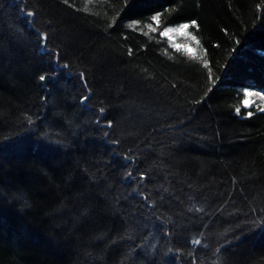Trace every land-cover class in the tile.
I'll return each mask as SVG.
<instances>
[{"label":"trees","instance_id":"obj_1","mask_svg":"<svg viewBox=\"0 0 264 264\" xmlns=\"http://www.w3.org/2000/svg\"><path fill=\"white\" fill-rule=\"evenodd\" d=\"M246 88L264 0H0V264H264Z\"/></svg>","mask_w":264,"mask_h":264},{"label":"rangeland","instance_id":"obj_2","mask_svg":"<svg viewBox=\"0 0 264 264\" xmlns=\"http://www.w3.org/2000/svg\"><path fill=\"white\" fill-rule=\"evenodd\" d=\"M181 24H185V22L177 23L176 25H165V27L162 28L161 33H163L168 28L178 29ZM162 36H164L165 38H168L172 46L173 45H177V46L188 45L189 51H186L182 47L180 49L187 52L188 54L191 53L192 55H195V56H201V49H199V43L196 42L198 41V38L195 36L193 31L190 29V27L187 29L186 33L180 32V31H173L167 36L165 35H162ZM191 37H195V40L191 39ZM246 93H252L253 95L247 96ZM257 93L259 95H256ZM244 94H245V98L243 99V105H245L247 108L251 107V105L264 108V98H262L264 97L263 92L261 93L254 88H246L244 89Z\"/></svg>","mask_w":264,"mask_h":264},{"label":"snow or ice","instance_id":"obj_3","mask_svg":"<svg viewBox=\"0 0 264 264\" xmlns=\"http://www.w3.org/2000/svg\"><path fill=\"white\" fill-rule=\"evenodd\" d=\"M152 19L154 21H156V22H159L160 17H159V15H156V16H153ZM193 24H195L194 21H193ZM189 27H190V25L187 24V23L181 24L178 29L168 28L163 33H161V35L167 36V35H169L173 31H180V32H185L186 33L187 32V29ZM154 30L155 29H153V31ZM191 39L195 40V37H191ZM196 42L199 43V41H196ZM173 47H175L177 49V51H179L181 47L184 48L186 51H189V46L188 45H182V46L173 45ZM204 63H205V66L207 67V61H205ZM40 79L43 81L45 79V77L44 76H41ZM246 95L247 96H250V95H253V94L252 93H246ZM256 95H259V94L257 93ZM262 98H264V97H262ZM249 115H251V113H249ZM197 243H199V241H197Z\"/></svg>","mask_w":264,"mask_h":264}]
</instances>
